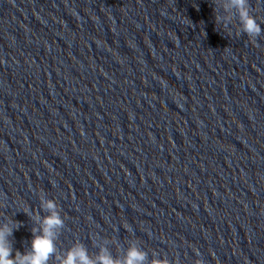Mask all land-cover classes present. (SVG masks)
<instances>
[{
  "label": "clouds",
  "instance_id": "9594fccd",
  "mask_svg": "<svg viewBox=\"0 0 264 264\" xmlns=\"http://www.w3.org/2000/svg\"><path fill=\"white\" fill-rule=\"evenodd\" d=\"M226 11L234 10L238 17V34L244 33L247 37L256 42L262 34L260 23L252 14L249 0H226L224 4ZM215 12V8L213 9ZM234 17L229 15L227 21L230 23ZM220 18L216 17L217 23ZM227 25H225L226 27ZM41 206L49 214L41 218L37 214L34 219L41 223L39 229L33 228V239L31 241V251L22 254L19 251L13 256V248L8 237L12 236L14 229L20 227V222L13 221L11 224L0 226V264H47L49 258L55 253L54 240L58 231L63 228L64 220L59 212V205L55 199L41 198ZM27 214V213H26ZM37 232L41 234L37 235ZM199 254V253H198ZM146 253L137 247H131L124 260L113 259L106 248L101 249V254L96 260L89 258L87 250L82 245H76L68 251L65 258L61 259V264H144ZM152 264H167V261L153 260ZM203 264V261L200 262Z\"/></svg>",
  "mask_w": 264,
  "mask_h": 264
}]
</instances>
